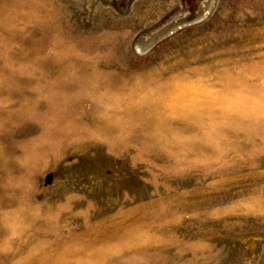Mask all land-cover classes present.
Masks as SVG:
<instances>
[{
    "label": "rangeland",
    "instance_id": "obj_1",
    "mask_svg": "<svg viewBox=\"0 0 264 264\" xmlns=\"http://www.w3.org/2000/svg\"><path fill=\"white\" fill-rule=\"evenodd\" d=\"M0 264H264V0H0Z\"/></svg>",
    "mask_w": 264,
    "mask_h": 264
}]
</instances>
